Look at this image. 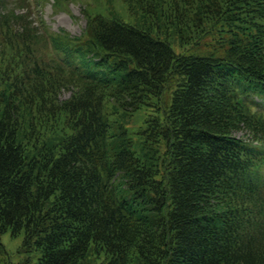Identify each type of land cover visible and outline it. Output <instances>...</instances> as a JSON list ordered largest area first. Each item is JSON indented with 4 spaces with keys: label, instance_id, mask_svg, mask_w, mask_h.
<instances>
[{
    "label": "trees",
    "instance_id": "1",
    "mask_svg": "<svg viewBox=\"0 0 264 264\" xmlns=\"http://www.w3.org/2000/svg\"><path fill=\"white\" fill-rule=\"evenodd\" d=\"M29 2L0 0L18 264H264V0H122L75 54Z\"/></svg>",
    "mask_w": 264,
    "mask_h": 264
},
{
    "label": "rangeland",
    "instance_id": "2",
    "mask_svg": "<svg viewBox=\"0 0 264 264\" xmlns=\"http://www.w3.org/2000/svg\"><path fill=\"white\" fill-rule=\"evenodd\" d=\"M29 3L33 4L32 10L29 11L34 25L41 27L40 19L42 18L50 31L63 34L61 44H67V47L74 46V54L77 52V48L84 44L88 35L91 34V21L98 15H95L98 8H106V11L111 10L110 15L114 18H124L128 14L122 0H30ZM135 12L132 13V17L135 16ZM135 20L136 18H131L129 21L135 22ZM56 39L58 42L60 41L58 36ZM50 43L51 40L46 41V44L43 42L44 45L41 47L45 52V57H49L52 53L55 54L50 47L52 46ZM69 59L76 61L73 58ZM68 94L65 91L64 96ZM236 136H244V131L236 132ZM0 240L6 249L5 257L9 264H18L26 259L35 262L37 257L40 256L38 249H24L22 234L13 235L9 230H6L0 234ZM3 263L4 261L0 260V264Z\"/></svg>",
    "mask_w": 264,
    "mask_h": 264
}]
</instances>
